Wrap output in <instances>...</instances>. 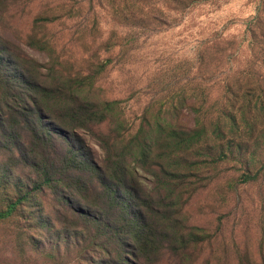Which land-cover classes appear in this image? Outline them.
<instances>
[{"label":"rangeland","instance_id":"1","mask_svg":"<svg viewBox=\"0 0 264 264\" xmlns=\"http://www.w3.org/2000/svg\"><path fill=\"white\" fill-rule=\"evenodd\" d=\"M258 17L264 21V0H0V106L21 89V107L28 103L0 109V214L21 200L0 218V264H128L141 232L137 264H264V46L251 25ZM37 66L51 91L69 98L84 86V97L113 105L111 120L81 131L85 142L68 139L79 161L67 183L45 181L31 163L41 151L32 138L35 100L51 97L30 91ZM170 112L179 128L173 140L185 148L177 156H167V134L151 119ZM210 122L220 124L217 140ZM52 131L47 146L68 147L67 133ZM143 133L151 154L132 165L131 185L145 228H132L136 207L118 206L105 184L108 151L120 156Z\"/></svg>","mask_w":264,"mask_h":264},{"label":"trees","instance_id":"2","mask_svg":"<svg viewBox=\"0 0 264 264\" xmlns=\"http://www.w3.org/2000/svg\"><path fill=\"white\" fill-rule=\"evenodd\" d=\"M253 27H258L260 29V35L259 37H256L255 44L257 45H263L264 46V21L261 19V17H258V19L252 20ZM255 35L253 34V37ZM40 66H37L34 71H31V87L30 90L32 92V95L35 98L40 95V93L50 94L51 97H46L45 101H42V104L39 103V101L35 100V106L36 111L32 114L34 116H37V118L32 122V138L33 140H36L39 142V145L41 147V151L37 152L34 150L33 157L35 158V162H31L32 166L37 168L38 170H41L45 177V181L52 183L54 181V178L56 176H61L59 178L60 181H65L67 183V177H72L73 170L76 168L75 163L79 161V155H75V149L72 147V144L68 141L69 138L73 137L75 139H80L85 142V139L83 135H81V131L84 129H90L95 125L103 124L108 122L112 119V104H98L93 101V98L82 95L83 90H85V87H82V90L80 88L76 87V90H69L70 94H75L77 92V95L70 96L67 98L68 93H64L63 90L58 89L57 91H51L48 87H46V84L44 82L47 79L42 78L41 70L39 69ZM20 72V71H19ZM30 71H28L29 73ZM23 79V78H22ZM25 82H22V85H25ZM46 87L47 89H45ZM60 90V91H59ZM22 96L20 97H3V105L0 106V109L3 108V106L7 105L9 106V103L12 101L17 104V107L15 108L16 111H23L24 108L28 107V103H24L21 107L20 102H25L24 96H26V90L21 89ZM64 94V95H62ZM66 95V96H65ZM39 98V97H38ZM54 105H59L62 107H57L55 109L53 107ZM19 104V105H18ZM264 109V107H263ZM151 111V110H150ZM148 113V112H147ZM146 113V115H147ZM9 115H12L10 112ZM172 119L173 121H169L168 119ZM233 120L236 118L234 116H231ZM46 119H52L54 121V126L60 130H63L64 133H67L66 141L69 143L68 147H64L62 150L49 148L47 146L48 138L49 140H56L53 135L52 127L49 126L48 121ZM151 119L154 121L156 128L161 130L162 132H166L167 135L164 136L162 139L163 145L162 148L164 151H166L169 156L170 154H177L180 153L183 149L181 146V143H178L177 140H173V136L177 134V130L179 129L177 126H175L176 122L174 120V112H170L167 115L165 114H158L157 116L153 113L151 114ZM157 119V121H156ZM145 122H147L146 118H144ZM15 121V120H14ZM26 121H30V118L27 117ZM171 123V124H169ZM175 124V125H174ZM177 127V128H176ZM209 135L212 136V138H215L217 140V137L215 135L218 133V128L220 127L219 122H210L209 123ZM233 129V128H231ZM141 136L136 137V142L133 145L126 146L123 148L122 153L120 156L112 152V149L108 151L109 157L112 162L110 164V173L107 174V177L109 179V182H105V184L108 187L109 193L116 197L118 201V206L122 207L124 210L130 209L131 207H136V210L139 212L138 216H135L133 218H130L131 227H138V222L141 224L139 225L142 227L143 223L142 221L145 220L142 218V211L138 204L135 202L133 203L132 196H135L133 193L136 191V187L131 185V175H134V172L132 170V165L135 164L138 161V159L142 158L143 164L146 165L148 158L151 154L148 148H150V142L147 143L148 137L146 133L140 134ZM197 139L198 142L203 137L201 132L197 133ZM194 137L186 140L181 139V142L185 143L186 141L192 142L195 140H192ZM225 138V136H221V139ZM17 140H22V137L18 135L16 137ZM134 139V138H133ZM147 143V144H146ZM155 143H157L155 141ZM162 143V142H161ZM199 143V144H200ZM26 143H20V145L25 148ZM198 145V144H196ZM110 148L112 146L109 145ZM90 149V148H89ZM175 154V155H176ZM176 155V156H177ZM40 158V160H38ZM141 163V162H140ZM102 172H104L102 170ZM67 176V177H66ZM162 183L160 180V177L157 178L156 183ZM138 191V189H137ZM142 189L138 194H136L135 199L142 198ZM165 200V199H163ZM161 200L160 202H162ZM21 202V200H17L16 202H13L12 205L9 207L8 211L4 214H0V218H4L6 216H10L15 210L18 205V203ZM132 202V203H131ZM132 212V211H131ZM137 212V213H138ZM134 213V212H133ZM130 213L128 212V215ZM91 216V215H90ZM132 216V214H131ZM92 217L98 221H103V217L100 215L99 212H96L92 214ZM137 217H140L141 220L137 219ZM142 228H145L142 227ZM116 231V229H115ZM131 234L132 230L128 231H121L118 232V235L121 234ZM136 241L138 246L135 247V249H138L140 252L139 254L136 253V250L132 253L128 251V264H137L136 260L137 258L142 257V249H143V238H142V232L137 233ZM131 247V246H130ZM138 254V255H137Z\"/></svg>","mask_w":264,"mask_h":264}]
</instances>
